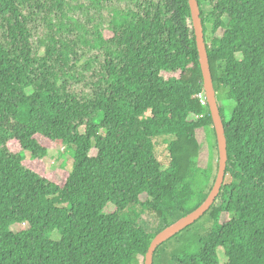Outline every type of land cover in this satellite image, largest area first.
<instances>
[{
    "label": "trees",
    "instance_id": "16d2710c",
    "mask_svg": "<svg viewBox=\"0 0 264 264\" xmlns=\"http://www.w3.org/2000/svg\"><path fill=\"white\" fill-rule=\"evenodd\" d=\"M198 2L216 99L235 102L228 121L219 105L227 165L209 209L153 264H220L219 250L225 264H264V0ZM201 91L188 0H0V264H144L217 173ZM70 145L71 169L46 171L49 147Z\"/></svg>",
    "mask_w": 264,
    "mask_h": 264
},
{
    "label": "water",
    "instance_id": "95a60500",
    "mask_svg": "<svg viewBox=\"0 0 264 264\" xmlns=\"http://www.w3.org/2000/svg\"><path fill=\"white\" fill-rule=\"evenodd\" d=\"M191 18L194 27L196 46L198 49V59L200 70L203 79V89L207 99V104L210 110L213 127L216 134L217 148H218V168L217 173L205 200L194 210L182 216L176 221L157 232L151 239L147 252L144 257V264H153V253L156 247L162 242L166 241L183 228L194 223L199 219L214 202L222 186L225 168L227 165V146L223 119L220 113L219 104L216 99V91L213 85L212 73L207 53V47L204 39L203 25L201 20V10L198 0H188Z\"/></svg>",
    "mask_w": 264,
    "mask_h": 264
},
{
    "label": "rangeland",
    "instance_id": "374dc122",
    "mask_svg": "<svg viewBox=\"0 0 264 264\" xmlns=\"http://www.w3.org/2000/svg\"><path fill=\"white\" fill-rule=\"evenodd\" d=\"M218 103L222 107L223 116L225 121H228L231 117L232 110L235 106L233 99H229L225 95L223 89L217 91ZM197 138L200 142V153L198 157L199 166L205 167L209 162V139L210 138L205 134L203 129H199L197 133ZM167 139V137H166ZM164 137H158L155 139V154L158 160L161 163V166L164 168L168 165L169 155L167 150V140ZM74 146H52L49 147L47 155L43 158L45 170L55 174L59 173L60 168H63L64 171L71 169L73 161ZM26 158H29V152H26ZM218 157L215 153L213 156L212 164H216ZM148 231H153L158 224V220L152 215L143 214L139 219ZM27 223H15L11 226L12 231H18L20 229L26 228ZM51 239H59L60 235L56 230H53L49 233ZM220 264H225V257L223 256L222 250L218 252Z\"/></svg>",
    "mask_w": 264,
    "mask_h": 264
},
{
    "label": "built area",
    "instance_id": "2783aa9c",
    "mask_svg": "<svg viewBox=\"0 0 264 264\" xmlns=\"http://www.w3.org/2000/svg\"><path fill=\"white\" fill-rule=\"evenodd\" d=\"M198 97H199V101L202 105H206L207 104V99H206V96H205V92L204 91H201L199 94H198Z\"/></svg>",
    "mask_w": 264,
    "mask_h": 264
}]
</instances>
